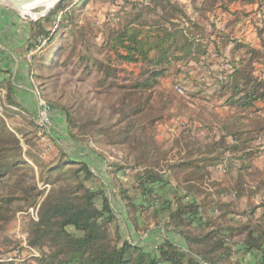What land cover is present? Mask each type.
Segmentation results:
<instances>
[{
	"label": "trees",
	"instance_id": "obj_1",
	"mask_svg": "<svg viewBox=\"0 0 264 264\" xmlns=\"http://www.w3.org/2000/svg\"><path fill=\"white\" fill-rule=\"evenodd\" d=\"M197 1L190 0L189 5L201 21L191 19L187 6L177 1L121 0V18L118 26L109 27L106 45L115 60L140 65L128 86H118L126 90L121 102H134L130 114L142 113L149 102L136 93L151 90L159 79L169 77L170 67L182 74L199 100L219 102L226 108L264 110V69L260 70L264 50L234 34L243 17L219 18L214 9L218 0ZM240 2H259L264 7V0ZM61 8L62 4L31 23L29 50L53 39L45 23ZM221 11L230 14L225 8ZM65 15L62 12V20ZM262 30H257V37L264 49ZM91 63L101 76L99 88L117 86L110 81L117 71L108 62L91 59ZM246 135L228 128L213 134L225 141L229 162L221 176L224 184L213 182L203 197L182 194L166 171H204L220 163L217 157L165 169L148 165L118 188L112 186L125 213L112 207L104 189L110 186L94 185L101 178L82 150L69 153L52 140L58 157L51 161L44 180L51 189L39 206L38 220L25 226L26 245L38 254L29 259L32 264H264V175L253 165L263 151ZM5 136L7 131L0 129V143H11ZM115 137L121 142L123 132ZM9 151L0 147V181L22 168L19 152ZM145 214L155 221L151 230ZM141 223L146 232L157 234L158 242L142 243L139 236L131 235ZM0 264L14 262L0 259Z\"/></svg>",
	"mask_w": 264,
	"mask_h": 264
},
{
	"label": "rangeland",
	"instance_id": "obj_2",
	"mask_svg": "<svg viewBox=\"0 0 264 264\" xmlns=\"http://www.w3.org/2000/svg\"><path fill=\"white\" fill-rule=\"evenodd\" d=\"M171 1L186 5L188 16L201 21L199 14L192 11L190 0ZM257 3L243 5L240 0H218L214 9L219 18L243 17V26L237 27L234 34L263 51L257 30L263 29L264 39V7ZM61 4L65 20L60 10L45 23L53 39H45L32 49L35 52L29 71H35L39 77L33 74L28 83L36 97V110L29 113L27 109H4L0 100V129L7 131L5 141L11 139V143L2 142L0 147L10 149V154L19 152L23 161L19 166L22 168L0 181V259L32 264L29 258L38 256L26 245L25 226L38 220L39 206L51 189L44 180L47 168L53 164L51 161L58 157L52 140L69 153L77 148L82 150L92 170L101 178L94 180V185L103 182L110 186L104 189L119 213L125 212L112 188L126 183L148 165L165 169L181 162L217 157L220 163L204 171L174 169L166 174L182 194L200 197L210 191L213 182L223 183L221 176L229 160L225 141L213 136L217 129H237L254 138L253 146L263 153L253 165L264 175V110L252 112L199 100L191 93L189 82L182 80V74H175L176 68L170 67L169 77L159 79L151 90L136 93L149 102L142 113L130 114L134 102L122 103L126 90L118 86H128L140 65L115 60L106 45L109 27L118 26L120 21L121 0H66ZM0 5L10 8L1 1ZM38 11L41 10L33 13ZM209 14L205 15L209 17ZM91 59L108 62L117 71L110 78L117 86L105 89L97 86L101 76L94 70ZM176 85L182 88V93ZM42 109L47 110L44 116ZM119 131L123 132L121 142L115 137ZM144 218L148 219L145 222L150 230L156 227L151 217L145 214ZM125 226L129 229L130 225ZM136 229L131 235L139 236L142 243L151 245L159 241L157 234L146 232L142 223Z\"/></svg>",
	"mask_w": 264,
	"mask_h": 264
},
{
	"label": "crops",
	"instance_id": "obj_3",
	"mask_svg": "<svg viewBox=\"0 0 264 264\" xmlns=\"http://www.w3.org/2000/svg\"><path fill=\"white\" fill-rule=\"evenodd\" d=\"M31 31L30 22L0 5V100L4 109L36 110V97L28 83L33 74L38 76L29 71L35 52L28 49Z\"/></svg>",
	"mask_w": 264,
	"mask_h": 264
},
{
	"label": "water",
	"instance_id": "obj_4",
	"mask_svg": "<svg viewBox=\"0 0 264 264\" xmlns=\"http://www.w3.org/2000/svg\"><path fill=\"white\" fill-rule=\"evenodd\" d=\"M1 2L7 4L10 8L18 12L24 20L33 23L42 20L46 16H48L51 12H53L62 2L66 0H58L52 7L49 9L45 10L41 15H39L37 18H31L30 16L23 15L22 12L24 8L36 1L39 0H0ZM41 12V11H40Z\"/></svg>",
	"mask_w": 264,
	"mask_h": 264
},
{
	"label": "bare ground",
	"instance_id": "obj_5",
	"mask_svg": "<svg viewBox=\"0 0 264 264\" xmlns=\"http://www.w3.org/2000/svg\"><path fill=\"white\" fill-rule=\"evenodd\" d=\"M58 0H39L36 1L28 6H26L22 12L23 15L30 16L31 18H37L41 13H43L45 10L52 7ZM34 10H41V12L38 11V13H33Z\"/></svg>",
	"mask_w": 264,
	"mask_h": 264
},
{
	"label": "built area",
	"instance_id": "obj_6",
	"mask_svg": "<svg viewBox=\"0 0 264 264\" xmlns=\"http://www.w3.org/2000/svg\"><path fill=\"white\" fill-rule=\"evenodd\" d=\"M176 87L179 89V92L182 93L181 89L178 86H176ZM41 111H42L41 116H44L47 112L46 109H42Z\"/></svg>",
	"mask_w": 264,
	"mask_h": 264
}]
</instances>
